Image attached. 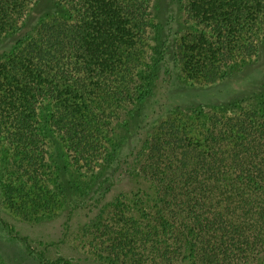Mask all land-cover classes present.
I'll list each match as a JSON object with an SVG mask.
<instances>
[{
  "label": "trees",
  "instance_id": "trees-1",
  "mask_svg": "<svg viewBox=\"0 0 264 264\" xmlns=\"http://www.w3.org/2000/svg\"><path fill=\"white\" fill-rule=\"evenodd\" d=\"M33 1L0 0V37L20 27ZM58 1L68 13L41 21L0 63V159L8 164L0 163V186L21 210L55 203L51 132L75 166L94 172L114 162V177L122 161L117 124L151 95L158 76L154 0ZM183 1L193 26L177 56L192 76L221 78L225 67L257 55L264 0ZM230 104L173 112L147 130L139 170L160 201L146 233L151 264L264 256V94Z\"/></svg>",
  "mask_w": 264,
  "mask_h": 264
},
{
  "label": "rangeland",
  "instance_id": "rangeland-1",
  "mask_svg": "<svg viewBox=\"0 0 264 264\" xmlns=\"http://www.w3.org/2000/svg\"><path fill=\"white\" fill-rule=\"evenodd\" d=\"M184 7L183 0H154L157 27L151 44L158 76L151 95L117 124V158L122 161L114 177V162H105L94 172L75 166L57 133L51 132L49 148L58 175L49 185L53 207L21 210L0 186V264H62L56 262L58 258L72 264L152 263L146 233L160 201L155 183L139 170L147 130L158 117L173 112L202 107L227 110L232 101L264 94V38L253 59L225 67L221 78L198 79L185 70L177 56V42L193 24ZM55 13L67 14L68 9L58 0H34L20 27L0 37V63H7L19 41ZM48 108L49 103L45 113ZM4 161L2 154L0 163L6 168ZM167 264L194 261L186 258ZM246 264H264V256Z\"/></svg>",
  "mask_w": 264,
  "mask_h": 264
}]
</instances>
